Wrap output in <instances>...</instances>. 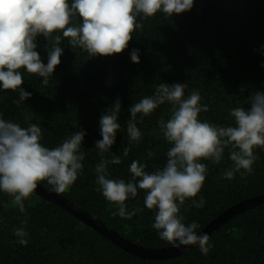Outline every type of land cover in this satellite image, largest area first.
Instances as JSON below:
<instances>
[{
  "label": "trees",
  "instance_id": "trees-1",
  "mask_svg": "<svg viewBox=\"0 0 264 264\" xmlns=\"http://www.w3.org/2000/svg\"><path fill=\"white\" fill-rule=\"evenodd\" d=\"M0 165L154 249L264 194V0H0ZM0 264H264V203L142 262L0 176Z\"/></svg>",
  "mask_w": 264,
  "mask_h": 264
},
{
  "label": "water",
  "instance_id": "water-1",
  "mask_svg": "<svg viewBox=\"0 0 264 264\" xmlns=\"http://www.w3.org/2000/svg\"><path fill=\"white\" fill-rule=\"evenodd\" d=\"M0 176L14 183L15 185H19L28 189L33 194L38 195L42 199L49 201L55 204L56 206L62 208L63 210L67 211L70 215L84 223L86 226L93 229L103 238L107 239L123 251L135 257H138L142 260V262L147 260H165L176 257L192 245L203 241V239L210 235L213 230L217 229L219 226L227 222L233 216L239 214L240 212L251 209L254 206L261 205L264 203V194L242 200L227 208L225 211L215 217L212 221H210L205 226V228H203L201 231H199L192 237L185 239L184 241L173 247L154 249L142 247L132 243L131 241L120 236L115 231L108 229L99 220L94 219L87 212L83 211L82 209H79L78 207L73 205L71 202L65 200L61 196L48 190H45L42 186L30 180L29 178L18 175L14 171L1 165Z\"/></svg>",
  "mask_w": 264,
  "mask_h": 264
},
{
  "label": "rangeland",
  "instance_id": "rangeland-1",
  "mask_svg": "<svg viewBox=\"0 0 264 264\" xmlns=\"http://www.w3.org/2000/svg\"><path fill=\"white\" fill-rule=\"evenodd\" d=\"M13 204H14V202L11 203V205H13Z\"/></svg>",
  "mask_w": 264,
  "mask_h": 264
}]
</instances>
